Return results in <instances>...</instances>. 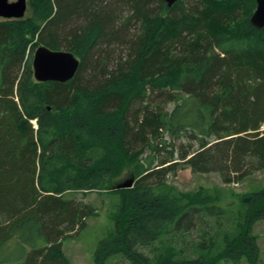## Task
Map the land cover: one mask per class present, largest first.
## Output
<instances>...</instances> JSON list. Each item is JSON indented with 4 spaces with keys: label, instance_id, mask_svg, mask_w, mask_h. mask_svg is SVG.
Returning a JSON list of instances; mask_svg holds the SVG:
<instances>
[{
    "label": "trees",
    "instance_id": "1",
    "mask_svg": "<svg viewBox=\"0 0 264 264\" xmlns=\"http://www.w3.org/2000/svg\"><path fill=\"white\" fill-rule=\"evenodd\" d=\"M256 5L28 0L25 17H0V264H71L63 240L98 211L70 193L102 190L114 194L115 231L94 264H256L264 186L170 181L187 166L226 184L264 169ZM41 44L80 59L73 78H35ZM126 164L135 181L117 188Z\"/></svg>",
    "mask_w": 264,
    "mask_h": 264
},
{
    "label": "rangeland",
    "instance_id": "2",
    "mask_svg": "<svg viewBox=\"0 0 264 264\" xmlns=\"http://www.w3.org/2000/svg\"><path fill=\"white\" fill-rule=\"evenodd\" d=\"M13 1V0H11ZM264 128V125H263ZM131 164H126L121 171L114 175L111 183L119 185L134 177L132 174ZM170 181L183 191L196 190L200 186L214 187L219 186L226 189L230 193H243L246 191L256 190L264 186V169L247 177L240 182H232L226 184L222 181L219 173H197L191 167L180 168L175 175H170ZM117 187V186H116ZM131 187V186H130ZM118 188V187H117ZM127 188V187H121ZM76 196L83 203L93 205L98 214L89 217L87 226L78 233H73L63 240V249L71 264H94L95 253L99 246L100 240L107 238L115 231V213L113 203L114 194L102 191H75L70 193ZM215 219H211L212 223ZM224 225H226V218ZM226 221V222H225ZM252 232L256 235L258 244L260 245V254L255 260L256 264H264V220L258 221L253 225ZM191 236H195L194 233ZM112 258V259H111ZM116 256L110 257L106 264H131L129 261L121 260ZM249 257H244L240 261H224L217 264H252Z\"/></svg>",
    "mask_w": 264,
    "mask_h": 264
},
{
    "label": "water",
    "instance_id": "3",
    "mask_svg": "<svg viewBox=\"0 0 264 264\" xmlns=\"http://www.w3.org/2000/svg\"><path fill=\"white\" fill-rule=\"evenodd\" d=\"M168 6L177 0H165ZM256 8L250 20L256 27L264 26V0H256ZM28 10V0H0V17L23 18ZM34 76L38 81L66 82L76 74L80 59L70 50L52 49L39 45L33 54ZM135 178L117 185L118 188L130 187Z\"/></svg>",
    "mask_w": 264,
    "mask_h": 264
}]
</instances>
